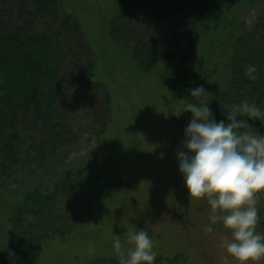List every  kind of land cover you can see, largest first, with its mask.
<instances>
[{"label": "rangeland", "instance_id": "374dc122", "mask_svg": "<svg viewBox=\"0 0 264 264\" xmlns=\"http://www.w3.org/2000/svg\"><path fill=\"white\" fill-rule=\"evenodd\" d=\"M193 6V0H149L135 9L128 30L116 41L109 35L117 9L114 0H61L60 10L78 23V31L65 44L77 55L92 58L94 79L91 85L72 88L67 96L58 98L55 112L67 108L66 122L72 132L71 139L59 146L67 152L66 158L59 164L57 159L46 162L40 168L35 163L18 165L10 177H2L0 264H89L117 258L112 233L123 236L126 242L131 225L148 230L157 257L179 256L183 264H237L224 247V240L231 239L230 231L219 222L212 232L204 231L210 205L204 199L197 202L189 197L178 172L176 151L191 119L190 112L180 114L181 99L191 88L203 85L209 90L223 77L231 53L226 40L258 24L262 3H236L209 21H199L195 38H190L197 45L190 70L203 59L206 69L215 72L193 80L186 90L176 88L166 78L163 61L147 66L131 57L133 46L138 52L158 49L180 57L189 40ZM260 31L264 36V28ZM241 119L264 131L261 118ZM31 140L25 145H31ZM66 171L83 178L100 175L106 187L101 189L104 198L92 197L83 189L71 195L60 192L53 183ZM35 188L55 194L52 214L44 218L21 216L23 220L17 221L14 229L16 203ZM258 208L257 230L264 232V195ZM33 228L43 235L33 254L10 258L14 242L7 246V241L11 234ZM90 243L95 244L91 253ZM257 264H264V260Z\"/></svg>", "mask_w": 264, "mask_h": 264}, {"label": "trees", "instance_id": "16d2710c", "mask_svg": "<svg viewBox=\"0 0 264 264\" xmlns=\"http://www.w3.org/2000/svg\"><path fill=\"white\" fill-rule=\"evenodd\" d=\"M114 1L117 9L110 21L109 35L120 41L131 24L135 9L149 0ZM193 2L195 6L191 7L192 15L188 20L189 40L180 57L176 53L169 51L166 54L158 49L138 52L136 46L130 47L131 57L147 66L163 61L166 78L176 88L186 90L194 84L191 83L193 80L207 78L209 72H215L206 69L203 59L190 70L197 49L190 38L193 35L195 38L199 21H209L211 16L230 9L236 3H262L263 13L258 24L226 40L231 53L225 63V73L215 80L209 90L205 88L208 94L203 99L209 102L217 120L226 118L225 108L245 99L264 108V36L260 31L264 28V0ZM60 4L61 0H0V183L2 177H10L18 165L28 167L35 163L40 168L46 162L52 163L57 159L56 164H59L66 158L67 152L59 146L71 139L72 132L66 122L67 108L55 112L58 98L61 94L67 96L72 88L93 83L92 58L85 54L77 55L65 44L66 39L78 31V23L71 14L60 10ZM39 21L42 23L38 28ZM246 64L257 66L255 79L245 75ZM261 120L264 121V117ZM32 133L36 136L30 137ZM28 139L33 142L31 145H25ZM32 146L34 151L30 156ZM79 176L66 171L53 184L59 187L60 192L66 191L67 195L83 189L90 192L92 197L104 198L101 189L105 185L100 175ZM53 197L55 194L50 190L41 191L39 188L24 194L14 207L13 228L17 221L23 220L21 216L34 214L36 218H44L52 214ZM34 230L11 234L7 241V246L14 242L10 258L33 254L43 236ZM89 264H119V261L117 258H107ZM155 264H183V259L179 256H156Z\"/></svg>", "mask_w": 264, "mask_h": 264}, {"label": "clouds", "instance_id": "9594fccd", "mask_svg": "<svg viewBox=\"0 0 264 264\" xmlns=\"http://www.w3.org/2000/svg\"><path fill=\"white\" fill-rule=\"evenodd\" d=\"M257 66L245 65V75L255 79ZM203 85L189 90L182 98V111L191 113L184 139L176 151L178 172L189 197L210 205L205 232L218 222L231 233L224 240L226 252L237 264H257L264 260V232L258 203L264 195V132L246 120L264 117V108L247 99L225 108L226 118L217 120ZM191 98V99H190ZM179 114V115H180ZM112 248L119 264H155L157 253L145 228L131 225L123 236L112 233ZM95 244L90 243L91 253Z\"/></svg>", "mask_w": 264, "mask_h": 264}]
</instances>
